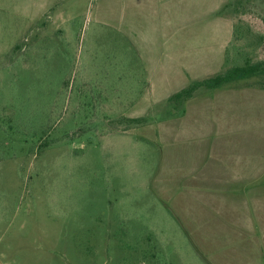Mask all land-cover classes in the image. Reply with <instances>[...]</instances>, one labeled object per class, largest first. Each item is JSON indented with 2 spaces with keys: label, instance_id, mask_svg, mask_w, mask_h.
Returning <instances> with one entry per match:
<instances>
[{
  "label": "rangeland",
  "instance_id": "rangeland-1",
  "mask_svg": "<svg viewBox=\"0 0 264 264\" xmlns=\"http://www.w3.org/2000/svg\"><path fill=\"white\" fill-rule=\"evenodd\" d=\"M247 63L264 0H0V264H264V73L169 103Z\"/></svg>",
  "mask_w": 264,
  "mask_h": 264
},
{
  "label": "trees",
  "instance_id": "trees-1",
  "mask_svg": "<svg viewBox=\"0 0 264 264\" xmlns=\"http://www.w3.org/2000/svg\"><path fill=\"white\" fill-rule=\"evenodd\" d=\"M259 73H264V63L257 65H251L247 63L245 66L233 67L223 74H219L215 77L203 81L194 82L188 88L183 89L171 96L169 98V103L173 105H180L190 100L193 97L194 93L201 88L217 90L238 79L256 77L257 75H259ZM131 121L139 123L140 119Z\"/></svg>",
  "mask_w": 264,
  "mask_h": 264
}]
</instances>
